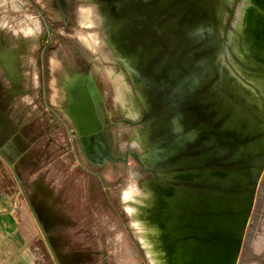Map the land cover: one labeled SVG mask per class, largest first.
Returning a JSON list of instances; mask_svg holds the SVG:
<instances>
[{
  "label": "water",
  "instance_id": "1",
  "mask_svg": "<svg viewBox=\"0 0 264 264\" xmlns=\"http://www.w3.org/2000/svg\"><path fill=\"white\" fill-rule=\"evenodd\" d=\"M93 1L117 29L116 40L123 52L139 55L134 66L136 84H131L132 89L141 90L145 103L141 101L139 117L120 120L131 128L149 124L150 154L143 160L141 152L128 145L123 156L114 155L104 115L100 122L85 111L87 92H79L76 97L82 99L74 100L72 111L66 106L67 97L73 100L71 91L85 79L84 73L72 75L63 89L64 117L76 134L79 152L90 162L83 142L89 145L103 127L110 151L108 158L91 162L98 176L108 181L98 167L107 162L115 166L132 156L145 176L151 173L149 177L157 176L171 185L161 218L171 245V264H249L257 257H243L252 221L258 217L261 227L264 217V204L259 202L264 186V86L263 91L257 90L260 102L249 103L224 80L217 56L221 48L229 49L243 69L264 75V8L255 31L262 53L248 55L252 62L248 64L235 53L227 36L241 0L225 6L222 0H146L134 12V0ZM221 6L227 11L225 23ZM12 53V62L9 57L3 62L11 80L9 101L20 93V74L13 68L16 53ZM117 67L124 69V62ZM98 80L91 69L88 81L99 90L103 102ZM46 103L58 111L52 99ZM17 129L14 126L6 134L0 131V157L9 166L55 264H85L86 253L67 248V241L58 234L65 230L60 224L68 217L62 207L54 208L60 198L53 186L44 176L41 185L37 179L28 187L24 184L22 173L30 169L22 160L17 162L25 149L18 140L23 136L15 135ZM230 132L236 133L240 145L230 158L221 159L228 148H216L221 142L234 141L227 138ZM160 173L178 176L164 178ZM259 257L264 262V250Z\"/></svg>",
  "mask_w": 264,
  "mask_h": 264
},
{
  "label": "rangeland",
  "instance_id": "2",
  "mask_svg": "<svg viewBox=\"0 0 264 264\" xmlns=\"http://www.w3.org/2000/svg\"><path fill=\"white\" fill-rule=\"evenodd\" d=\"M30 1L31 3L35 2L38 4L36 6H40L41 12L54 25L52 31L53 43L45 55V86L41 81L43 70L40 72L38 67L40 58L38 49L40 46H43L41 44L45 41L44 24L41 22L40 27L36 26L35 21L37 22L39 19L36 8H33V5L27 0H16L20 4L18 10L12 8V0H0V85L2 86V91L7 90L8 94H11V80L4 72L2 61L4 57L2 56L8 54V52H15L17 54L16 62L21 67L20 77L23 88V93L19 94L17 100L23 103L26 102V104L30 103L34 108H38L37 111H39V108L41 109L35 121L23 126L24 129H36L33 135L28 134L30 142L20 143L22 146H25V151L30 147L31 153H33L30 154V158L28 153H25V158L22 160L25 164L30 163V166L28 165L30 170L22 173L23 181L27 187L30 181L34 179H37L38 185H41L39 180L44 176L46 183L53 186L52 190L57 195L61 190V186L58 183L60 177L69 183L68 188L71 189L72 186H76V182L86 180L89 175L87 169L93 166L76 149L73 151L67 149L68 136L65 128L67 122L64 117L63 108L65 105L63 97L64 83L76 73L94 69L96 65L102 66V61L83 47L78 40L79 38L84 45L93 47L91 39L85 35L87 34L85 32H90L94 28H85L84 32L78 24L80 10L86 5L85 0H60L61 4L54 3L52 0ZM27 23L33 27V35L35 33L36 35L41 34L39 38L40 42H42L41 44L27 39ZM23 25L24 28H22ZM80 31H83L85 34L78 33ZM76 35H78V38ZM22 44L24 45L23 51L19 49V46ZM54 60H57V62L53 63ZM98 79L103 96L102 111L108 125V138L114 155L123 156L129 145L128 136L131 126L125 122H121L120 117L115 114V109L110 101L111 88L104 80L99 77ZM44 89H46V99H52L53 95L56 94L59 95L60 102L56 107L58 117H54L52 112L45 109V98L44 94H42ZM121 132L126 137L124 135L125 138L118 142L113 135L114 133L120 134ZM108 163L101 168L98 167V170L102 173L108 166ZM5 164L0 162V171L4 172L6 170ZM130 164H136L140 169L135 159L132 156H128L127 162H116V178L113 171L105 172L106 177L109 179L107 181L109 192L120 218L113 215H105V217L110 218L109 224L102 223L97 225L95 224L96 220H92L95 217L90 216L89 224L83 225L84 228L86 227L85 231L82 232L83 234L69 228V225L61 234L58 232L62 240L67 241L72 246V250L86 253V247L89 246L91 250L100 252L94 258V261L87 253L85 264H89V262L92 264H148L141 245L132 231L129 217L120 204V191L125 186L127 168ZM7 170L9 185H13L12 190L18 195L19 205L23 207L26 213V220L30 223L35 243L44 252L45 260L50 264H54L55 262L10 168L8 167ZM147 176H151V173H148ZM127 182L133 183L129 179H127ZM82 188V191H85V193L88 191L85 185H82ZM35 197L38 199L37 196ZM57 205L61 204L57 202L54 205L55 209ZM100 218H102V215Z\"/></svg>",
  "mask_w": 264,
  "mask_h": 264
},
{
  "label": "bare ground",
  "instance_id": "3",
  "mask_svg": "<svg viewBox=\"0 0 264 264\" xmlns=\"http://www.w3.org/2000/svg\"><path fill=\"white\" fill-rule=\"evenodd\" d=\"M222 2L224 6L225 4L231 5L233 0H222ZM19 5L16 0H12L11 6L14 10H18ZM221 7L220 16L225 23L227 11L225 7ZM261 8H264V0H241L232 20V28L229 29L227 35L235 53L248 64L252 63L248 55L257 57L262 53L261 43L255 35ZM35 24L38 26L39 23L35 21ZM78 24L84 32L85 28H94L90 32H85L91 39L93 47L84 45L78 35L76 36L83 47L102 61V66L96 65L93 72L111 88L110 101L115 109V114L123 118L136 119L142 110L141 101L145 103L141 90L138 87L132 89L131 84V82L136 84L134 66L139 55L128 56L123 52L116 40L117 29L113 28L108 15L104 14L99 3L87 0L86 5L80 10ZM27 25L26 34L31 36V42H36V37L32 38L33 27L29 23ZM83 31L78 33H83ZM121 60L124 62V69L117 67ZM217 65L224 71V80H228L235 92L246 98L251 104L260 102V93L257 90L263 91L264 75L243 69L234 60L229 49H220ZM58 96L52 97L54 104L60 102ZM149 132V124L143 123L133 126L128 136L129 147L140 151L143 160H147L150 154ZM124 135L121 132L120 134L114 133L113 136L119 142L126 137ZM106 171H113L116 178L117 169L113 164H108L103 171L104 177L109 180L105 175ZM160 176L170 178L177 177L178 174L160 173ZM127 179L132 180L133 183L127 182ZM127 179L125 186L120 191V204L129 217L130 226L143 248L147 263L171 264V245L167 242L161 225L165 205L164 197L171 190V185L157 176H145L136 164L128 166ZM260 195L259 202L264 204V186ZM258 220L260 219L255 216L252 221L251 233L243 254V257L253 256L255 258L254 256H257L249 264H264L259 257L264 250V217L261 220V227Z\"/></svg>",
  "mask_w": 264,
  "mask_h": 264
},
{
  "label": "crops",
  "instance_id": "4",
  "mask_svg": "<svg viewBox=\"0 0 264 264\" xmlns=\"http://www.w3.org/2000/svg\"><path fill=\"white\" fill-rule=\"evenodd\" d=\"M85 35L88 36V34ZM12 56L13 53L8 52V54L3 55L2 57H4L6 61H9L10 59L12 62ZM8 57L9 59H6ZM2 61L4 62L3 58ZM56 62L57 60L53 61V63ZM13 68L15 74H18L19 76L21 67L17 62H15ZM18 86L20 89L19 94H22L23 88L21 77ZM1 88L2 86L0 85L1 133L4 132L6 134L10 128L18 126L15 135L23 136V139L19 138L18 140L23 144L27 141L30 142L28 134L33 135L36 129H24L23 126L29 122L35 121L39 111L41 112V109L39 108V111H37L38 108H34L28 102V104H26V102H19L17 98L9 101L7 98V90L2 91ZM57 95L58 94L53 96ZM19 103L21 104L18 105ZM50 107L45 104V109L51 112ZM25 153H28L29 158L30 154H33L31 153L30 147L27 151L24 149L21 154L22 156L17 162L24 160ZM3 161L4 160L0 157V162L5 164ZM28 165L30 166V163L26 164V166ZM5 167L6 170H4V172L0 171V264H50L45 260L44 252L35 243L30 223L26 220V213L24 212L23 207L19 205L18 195L12 190L13 185H9L10 183L7 178V169L9 166L5 164ZM87 172L89 175L86 180H82L83 182H76V186H72L71 189L68 188L69 183L66 182L65 179L62 177L58 179V183L61 186L60 193L57 194L60 198L61 205L59 206L62 207V212H65V217L76 221L77 227L74 228L75 231L83 229L82 225L84 223L89 224L90 216L95 217V219H91L96 220L95 224L97 225L102 223L109 224L110 218L105 217V215H113L120 218L113 203V198L110 195L108 182L104 180V178L98 176L96 171L92 170V168L87 169ZM82 185L87 187L88 191L86 193L85 191H82ZM101 215L102 218H100ZM65 229H67V226ZM66 247L68 248V244Z\"/></svg>",
  "mask_w": 264,
  "mask_h": 264
},
{
  "label": "flooded vegetation",
  "instance_id": "5",
  "mask_svg": "<svg viewBox=\"0 0 264 264\" xmlns=\"http://www.w3.org/2000/svg\"><path fill=\"white\" fill-rule=\"evenodd\" d=\"M30 4L33 5V8H36V12L38 14L39 19L37 20V22L39 23L38 26L40 27V23L42 22L44 24V29H45V41L42 43L40 42L39 38H40V33L36 35V33L34 35H32V38L36 37L37 41L39 42L41 45L38 51H39V62H38V67L39 70L41 72V70H43V74L41 75V81L42 84L45 86V75H44V62H45V55L46 52L48 51V49H50L52 43H53V24H51V22L49 20H47L46 16L44 13L41 12V8L40 6H36L38 4H36L35 2H32L30 0H27ZM54 3H58L61 4L60 0H52ZM109 2V4L111 2H116L117 0H107ZM147 1L146 0H134V4H133V12L136 9H138L139 6L142 5H146ZM136 5V6H135ZM27 39H29V41L31 40V36H27ZM80 42V41H79ZM19 49H21L22 51L24 50V45H20ZM12 51V50H10ZM19 51V50H18ZM17 51V52H18ZM19 53V52H18ZM91 69L87 70L86 72H82L85 75V79L83 81H80V85H76L75 89L71 91L72 94V99L70 101V97H67L66 99V106L68 108L71 109V111L73 110V107L75 106L76 102H74V100H80L82 99V97L80 96L78 97L79 92L83 95V92H87V97L89 98V102L85 101L86 99H84V103L86 105L85 111L87 112V115L89 117L92 118H98V120L101 122V117L103 116V112H102V99L100 96V92L99 90H97V88L95 89L93 87V85L91 83H89L88 81V75L90 74ZM81 72L79 74H82ZM43 76V78H42ZM87 76V77H86ZM39 78H40V74H39ZM90 84V85H89ZM42 94H44V102L45 104L46 101H49V99H46V89L43 90ZM77 96V97H76ZM77 98V99H76ZM48 105V104H47ZM50 107V106H49ZM51 112L54 115V117H58V113L56 111V109L51 106ZM66 131H67V136H68V148L70 151H73L74 149H76V151L78 152V143H77V139H76V134L73 132L72 130V125L67 123V125H65ZM235 138L234 141H226V142H221L216 149H223L225 147L228 148V151L223 154V156L221 157V159H228L230 158L234 152L237 151V149L239 148V142L237 141V135L234 132H230L227 136V138ZM244 142V141H243ZM20 143H22L20 141ZM244 145H246V143H244ZM83 150L85 151L86 155L88 156L90 162H97L99 160H103L105 158H108L109 156V151H110V144L108 139L105 137L104 135V128H100V130L98 131V134L96 136H93L91 139V143L88 145L86 142H83ZM238 162V161H237ZM235 164L237 165V168L239 167V164H237L235 162ZM234 167V162L231 165V168ZM251 168V167H250ZM63 221V220H62ZM65 222H62L60 224V227L65 228L66 226H70L71 229H74L77 227L76 221L72 220L71 218H68L66 220H64ZM36 222V221H35ZM84 226L86 225V223L83 224ZM82 225L83 229H79L78 233L83 234L82 232L85 231L86 227L84 228ZM88 225V224H87ZM80 226V225H78ZM69 244V243H68ZM71 245H68V248ZM72 248V246H71ZM87 249L86 254L88 253V255L91 256L92 260L94 261V258L100 254L99 251H95V250H91V248L86 247ZM90 251V252H89ZM92 261V262H93ZM91 262H89L90 264ZM92 264V263H91ZM104 264V263H103Z\"/></svg>",
  "mask_w": 264,
  "mask_h": 264
}]
</instances>
